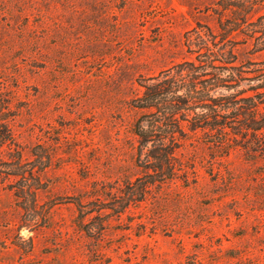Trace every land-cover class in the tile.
<instances>
[{
    "label": "rangeland",
    "instance_id": "obj_1",
    "mask_svg": "<svg viewBox=\"0 0 264 264\" xmlns=\"http://www.w3.org/2000/svg\"><path fill=\"white\" fill-rule=\"evenodd\" d=\"M215 7L0 0V97L14 135L0 161L17 151L36 163L51 155L37 175L45 183L31 210L38 223L21 230L24 238L17 227L30 212L13 178L0 176V264H264V150L239 145L219 155L193 138L177 153L175 178L152 184L120 215L112 209L144 174L132 104L141 80L190 58L188 31L199 22L216 30ZM247 31L227 43L246 67L264 59V30L258 38ZM82 192L105 207L85 217L92 232L77 225L69 198Z\"/></svg>",
    "mask_w": 264,
    "mask_h": 264
},
{
    "label": "trees",
    "instance_id": "obj_2",
    "mask_svg": "<svg viewBox=\"0 0 264 264\" xmlns=\"http://www.w3.org/2000/svg\"><path fill=\"white\" fill-rule=\"evenodd\" d=\"M214 5L217 29L199 22L188 31L192 56L141 80L143 91L132 104L140 112L134 133L138 138L137 164L144 174L128 185L127 201L112 207L117 215L129 200L143 198L152 184L178 175L182 165L176 162L177 153L193 138L203 139L219 155H228L239 145L264 150V59L246 67L232 53L233 47L227 46L244 30H248V38H258L256 33L264 30V0H214ZM12 119L9 101L0 97V149L14 141ZM50 164L49 153L46 160L36 163L24 160L21 151L0 161V176L13 178L20 206L30 212L17 227L22 238L23 228L31 231L38 223L31 210L37 207L38 192L45 185L39 176ZM89 197L82 192L69 198L78 211L77 225L92 232L86 229L85 217L105 207Z\"/></svg>",
    "mask_w": 264,
    "mask_h": 264
}]
</instances>
